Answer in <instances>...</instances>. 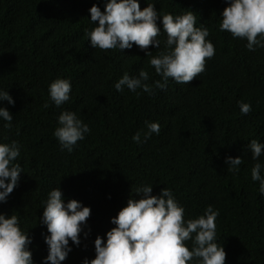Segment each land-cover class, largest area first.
Here are the masks:
<instances>
[{"label":"trees","instance_id":"16d2710c","mask_svg":"<svg viewBox=\"0 0 264 264\" xmlns=\"http://www.w3.org/2000/svg\"><path fill=\"white\" fill-rule=\"evenodd\" d=\"M147 3L161 15L192 11L215 48L193 80L177 84L169 78L163 90L153 85L152 94L117 92L114 83L141 68L148 84L160 80L145 51L154 56L163 49V31L159 49H93L86 36L94 27L88 9L96 4L103 11L104 0H0V89L14 100L0 102L13 115L10 129L0 120V143L21 145L15 162L23 169L0 213L18 216L31 237L34 264H41L47 255L42 234L48 233L38 218L48 192L58 187L65 202L90 208L80 244L69 241L71 251L61 262L81 264L94 258L95 237L115 227L110 218L128 198H139L125 192L129 187L152 185L151 195L166 187L185 219L203 215L208 205L219 210L215 224L225 264H264V196L251 179L247 147L252 139L264 143V47L249 51L246 40L219 30L226 0H139L140 8ZM57 78L71 83L69 101L59 107L48 96ZM238 102L249 103L251 112L241 114ZM61 111L75 112L90 128L71 153L53 136ZM146 121L158 122L160 132L145 141ZM138 131L141 143L131 139ZM229 156L243 160L235 174L226 170ZM257 159L264 164V154Z\"/></svg>","mask_w":264,"mask_h":264},{"label":"clouds","instance_id":"9594fccd","mask_svg":"<svg viewBox=\"0 0 264 264\" xmlns=\"http://www.w3.org/2000/svg\"><path fill=\"white\" fill-rule=\"evenodd\" d=\"M226 4L220 13L219 30L246 40L244 47L249 51L264 47V0H226ZM88 12L94 27L86 31V36L93 49L121 51L132 48L133 44L142 51L149 45L159 49L161 40L158 37L162 31L165 34L163 49L157 55L145 51V56L150 57L149 65L160 80L148 84L149 74L143 68L137 76L125 72L114 83L117 92L127 88L131 92L140 89L152 94L153 85L163 90L169 78L177 84H186L204 71L205 60L215 54L214 45L206 39L208 28L202 23L196 26L197 17L192 11L175 16L171 13L161 15L152 3L141 9L139 0H104L103 11L93 4ZM70 91L68 79L57 78L48 86V96L57 107L69 101ZM4 101L14 104L8 91L0 89V102ZM48 106L47 102L43 105ZM238 106L243 115L252 110L246 102H238ZM12 119L13 115L0 106V120L5 122V129L12 127ZM57 125L53 136L60 149L68 153L90 132L88 124L72 111H61ZM145 125V141L152 134H159L158 122L146 121ZM131 139L141 143V133L136 132ZM94 144L96 147L100 144L97 137ZM247 147L254 161L251 179L259 182V194L264 196V164L257 159L264 154V143L252 139ZM20 154L21 145L17 141L0 143V203L6 202L23 173L20 164L15 162ZM242 163L240 156L225 158L226 170L233 174L240 170ZM125 192H134L139 198H128L126 205L110 218L115 227L108 230L104 238L95 237L94 258H84L81 264H225L226 253L217 242L218 209L208 205L203 215L185 219L183 206L166 187L158 195H151L152 185L147 184L131 186ZM43 204L38 219L48 234H42L47 255L41 264H61L71 251L69 241L72 245L80 244L82 226L90 216V208L75 199L65 202L58 187L48 192ZM30 244L31 237L21 230L18 216L0 213V264H34Z\"/></svg>","mask_w":264,"mask_h":264}]
</instances>
